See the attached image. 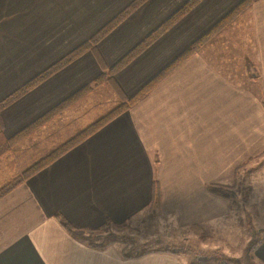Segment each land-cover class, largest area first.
I'll return each mask as SVG.
<instances>
[{"label": "crops", "instance_id": "crops-1", "mask_svg": "<svg viewBox=\"0 0 264 264\" xmlns=\"http://www.w3.org/2000/svg\"><path fill=\"white\" fill-rule=\"evenodd\" d=\"M55 1L0 0V101L133 0ZM186 1L145 0L97 43L105 65ZM240 1L198 0L115 73L121 91L133 94ZM60 13L69 18L61 28L54 25ZM231 49L243 57H229ZM100 72L90 51L74 59L1 109L3 135L12 136ZM260 158L264 0H252L134 105L0 197V264H189L166 252L125 257L116 241L97 247L69 234L56 216L76 229H97L106 222L132 223L152 208L179 235L208 234L232 217L229 200L206 186L229 181ZM263 166L264 159L254 166L253 185ZM252 199L264 209V190L259 201ZM253 259L264 264V238Z\"/></svg>", "mask_w": 264, "mask_h": 264}, {"label": "rangeland", "instance_id": "rangeland-1", "mask_svg": "<svg viewBox=\"0 0 264 264\" xmlns=\"http://www.w3.org/2000/svg\"><path fill=\"white\" fill-rule=\"evenodd\" d=\"M56 2L57 4L62 3L58 0L55 1V4ZM57 16L54 25L61 28L60 24L62 22H69V18L62 16L61 13ZM225 53L231 58H242L244 55L243 51L239 49H231L230 52L226 50ZM249 55V52L246 51V57H249ZM93 80L88 83L91 85L90 90L83 96L77 98L66 109L59 112L36 131L8 146V149L0 156V185L11 176L21 173L38 158L68 139L80 128L104 114L112 106L129 97L123 92H118L111 82L105 81L99 85H94ZM0 131L2 133L1 129ZM3 137L5 139L9 138L4 135ZM263 159L260 158V160L251 162L247 169L241 171L229 181L215 183L227 187L233 193V196L227 199L231 204L232 220L229 224L225 223L223 226L210 227L208 230L211 229V231H208V234L205 231L196 230L197 232L192 231L194 233L190 232L188 235L182 236L170 228L162 215L150 208L143 212L137 220L136 218L133 219L132 223L128 222L119 228L110 227L92 234L91 241L104 242L108 239H114L119 242L117 245L122 247L124 253L127 252L133 255L142 250L141 243L143 241L154 239L156 245H180L183 248H188V250L210 251L219 249L227 256L237 258L242 264H247V262H244V257L247 254L248 245L252 240L264 238V209L262 206L252 203L253 197L258 196V201L260 200V195L264 190V174L262 177L260 175L261 171H264V166L255 171L254 185L251 174L254 166L259 167ZM252 185L254 186L253 190ZM132 246L135 247L133 250H131ZM180 256L183 260L188 261L193 255L191 252L188 255L183 254ZM248 264L261 263L252 257L251 262Z\"/></svg>", "mask_w": 264, "mask_h": 264}, {"label": "trees", "instance_id": "trees-1", "mask_svg": "<svg viewBox=\"0 0 264 264\" xmlns=\"http://www.w3.org/2000/svg\"><path fill=\"white\" fill-rule=\"evenodd\" d=\"M145 0H133L125 9L119 12L115 17L110 19L105 23L97 32H95L88 40L76 46L58 61L44 69L43 71L36 74L18 89L14 90L12 93L7 95L3 100L0 101V110L11 104L13 101L18 99L21 95L28 92L40 82L45 80L48 76L57 72L68 63L78 58L87 51H90L95 59L97 60L101 72L93 80L94 85H99L102 82L108 81L115 86L118 92H122L120 87L114 80V74L126 66L134 57H136L140 52H142L146 47H148L154 40H156L163 32H165L174 22H176L181 16H183L198 0H187L181 7L174 11L169 17H167L162 23H160L155 29L148 33L141 41H139L134 47H132L127 53H125L121 58H119L113 65L106 66L103 62L101 56L97 52L96 46L101 38H103L108 32H110L115 26H117L126 16L136 9ZM252 0H241L237 5H235L231 10L224 14L220 19H218L208 30L201 34L195 41H193L186 49H184L177 57H175L170 63L163 67L156 75L144 83L138 90H136L131 96L126 97L119 103L112 106L104 114L95 118L93 121L80 128L72 136H70L65 141L58 144L48 153L44 154L36 161H34L30 166L24 169L21 173L11 176L6 182L0 185V197L9 192L18 184L25 181L27 178L32 176L34 173L49 165L67 150L87 138L93 132L98 130L104 124L112 120L114 117L127 110L132 104L138 101L145 93H147L160 79H162L166 74L172 71L177 65L188 58L192 53H194L201 45L208 41L215 33L220 29L225 27L238 13L244 10ZM91 85L86 84L76 92L71 94L69 97L65 98L57 105L49 109L47 112L24 126L14 135L5 139L0 131V156L8 149V146L17 141L18 139L30 135L38 128L46 124L49 120L55 117L59 112L66 109L73 101L77 98L83 96L86 92L90 90ZM207 190L214 195L229 199L233 196V193L227 187L212 183L206 186ZM154 196H157V189L154 186ZM245 199V198H244ZM60 224L66 229V231L74 237L79 239L88 240L90 244H94L97 247H102L106 244L115 242L114 239H108L104 242H92V234H96L99 231H104L107 228H119L123 224H112L106 222L102 227L97 229H76L70 225L62 216H56ZM98 236V235H97ZM260 243V239L252 240L247 247V254L244 257V262L250 263L253 257V251ZM142 250L136 254H129L123 252L125 257H139L148 252H166L171 253L176 256L188 255L192 252V258L188 260L189 264H242L239 259H234L226 254H224L219 249L214 250H200L193 249L188 250V248H183L180 245H156L154 239L143 241L141 243ZM154 246V247H153ZM135 247L132 246L131 250Z\"/></svg>", "mask_w": 264, "mask_h": 264}]
</instances>
